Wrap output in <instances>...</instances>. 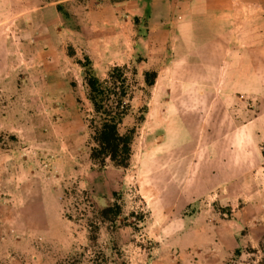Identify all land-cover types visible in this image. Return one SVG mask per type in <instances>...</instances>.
Wrapping results in <instances>:
<instances>
[{"label":"crops","instance_id":"0c3cea01","mask_svg":"<svg viewBox=\"0 0 264 264\" xmlns=\"http://www.w3.org/2000/svg\"><path fill=\"white\" fill-rule=\"evenodd\" d=\"M16 55L45 70L41 88L55 94L48 108L60 118L46 117V136L36 123L18 130L35 159L20 163L12 198L18 212L0 238L58 236L65 221L61 181L75 176L86 183L87 176L99 196L134 188L152 227L178 238L170 249L184 254V264H223L241 247L259 246L264 0H0V81L11 75ZM84 56L101 77L135 59L149 64L138 65L140 74L160 64L151 94L160 101H150L146 136L126 169L107 164L97 174L73 91L54 80L64 77L60 60L76 62L81 75ZM11 115L3 110L0 124L26 120Z\"/></svg>","mask_w":264,"mask_h":264},{"label":"rangeland","instance_id":"374dc122","mask_svg":"<svg viewBox=\"0 0 264 264\" xmlns=\"http://www.w3.org/2000/svg\"><path fill=\"white\" fill-rule=\"evenodd\" d=\"M67 53L69 56L73 55L70 48ZM136 60L128 68L126 67L131 84L129 103L133 117L123 122L121 132L133 125L142 106L147 105L149 111L150 101L153 103L157 101L156 104L160 101L159 98L152 100L151 94L154 86L151 89L145 87L143 82L145 71L141 74L138 72V65L149 67L147 60L139 63H136ZM75 64L76 62L73 64L67 59L60 60L64 77H55L54 80L63 81L70 86L78 104L79 113L84 119L85 126L86 123L88 126L91 108L85 97L86 89L83 78L79 74L78 65ZM154 64H157V68L160 66L158 63H153L148 71L157 69ZM37 65L38 63L33 60H18V55H16L13 65H10L11 75L0 81V114L5 110L14 117L21 112L26 114L28 121L23 120L24 122L18 124L19 120L6 126L0 124V155L1 152L10 150V153H6L3 158L5 160L3 167L0 165V233L11 229L13 225H9L7 221L15 219V214L18 212V205L12 198L18 194L20 163L25 161L31 163L35 159L31 155V147L26 148L17 137L20 134L18 130L32 131V126L36 123L40 127V133L37 134L46 136L49 132V121L46 117L60 118V114L52 116V111L48 108L49 100L55 94L41 88L48 83V77L44 73L45 70L43 71V68ZM134 69L135 74H133ZM144 123L139 128L133 149L140 147L142 138L146 136ZM87 133L89 136L87 147L90 148L88 127ZM84 145L86 148V140ZM81 160L83 163L84 160ZM94 169L98 172L97 174L104 170L96 166ZM92 180L91 177L86 176L85 183V180L80 177L74 176L67 179L65 176L61 181L63 185L62 211L65 221L59 228L58 236L56 232H53L46 236L20 237V240L18 237L13 239L8 236L2 237L0 238V264H184L182 258L184 254L170 249L178 238H168L159 234L158 224L152 227L148 211L140 203V198L134 188L132 191L125 189L111 192L109 196L105 194L99 196L88 187L89 184L92 185ZM114 201L121 206L122 213L115 224L109 225L102 222L97 213L105 205ZM49 207L47 211L50 210L51 207ZM11 216L12 218L8 220ZM206 222L209 223V220ZM52 228H54L53 224H51ZM92 237H94L93 240ZM261 245L264 247L263 240L257 248L241 247L238 249L241 252L239 257H236L234 252L223 264H264ZM190 263L192 264V261Z\"/></svg>","mask_w":264,"mask_h":264},{"label":"trees","instance_id":"16d2710c","mask_svg":"<svg viewBox=\"0 0 264 264\" xmlns=\"http://www.w3.org/2000/svg\"><path fill=\"white\" fill-rule=\"evenodd\" d=\"M58 11L64 17L68 15L62 6L58 5ZM134 21L137 24V19ZM139 62L140 60L137 59L136 63ZM79 64L82 68L81 76L86 89L85 97L91 108L87 126L91 140L89 159L100 170L104 169L107 164L126 169L130 166L133 145L148 112L147 105L139 109V115L135 118L133 125L121 132L120 128L123 122L127 118L133 117L129 103L131 100V84L126 68L113 67L110 69L107 78L101 79L96 74L93 64L87 56H84L83 61H80ZM135 73L136 70L134 69L133 74ZM156 78L157 72L145 71L143 73L145 87L148 89L153 88ZM121 213V206L114 201L101 208L97 216L102 222L113 225L121 216ZM93 239L94 237H92ZM261 250L264 259L263 245H261ZM240 254V250H236L234 255L239 257Z\"/></svg>","mask_w":264,"mask_h":264}]
</instances>
